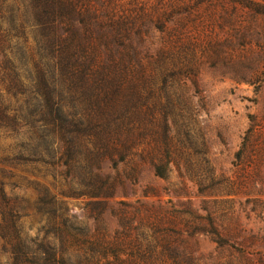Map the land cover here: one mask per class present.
Returning <instances> with one entry per match:
<instances>
[{"label": "rangeland", "instance_id": "374dc122", "mask_svg": "<svg viewBox=\"0 0 264 264\" xmlns=\"http://www.w3.org/2000/svg\"><path fill=\"white\" fill-rule=\"evenodd\" d=\"M249 1L264 4L107 0L139 23L172 8L168 29L149 30L153 45L137 42L135 60L96 76L120 148L101 171L93 163L109 148L98 133L68 174L21 173L14 192L31 213L30 237L53 236L36 209L48 189L77 236L75 264H264V13Z\"/></svg>", "mask_w": 264, "mask_h": 264}, {"label": "trees", "instance_id": "16d2710c", "mask_svg": "<svg viewBox=\"0 0 264 264\" xmlns=\"http://www.w3.org/2000/svg\"><path fill=\"white\" fill-rule=\"evenodd\" d=\"M106 2L0 0V264L2 258L11 264H75L70 251L77 236L57 195L46 189L36 208L53 236L47 231L33 238L25 227L28 205L14 191L27 182L22 172L40 175L46 169V175L51 169L56 178V169L65 167L68 174L81 165L98 133L109 149L93 163L97 170L120 149L107 131L115 120L96 76L109 74L108 65L118 69L135 60L137 42L153 45L149 30H167L173 10L147 13V23H139L138 15L120 13ZM249 3L264 13V4ZM113 42L126 52L108 58L100 46ZM169 50L165 40L157 47L160 56ZM7 137L11 142L3 144Z\"/></svg>", "mask_w": 264, "mask_h": 264}]
</instances>
